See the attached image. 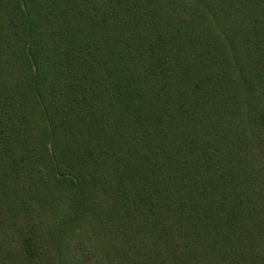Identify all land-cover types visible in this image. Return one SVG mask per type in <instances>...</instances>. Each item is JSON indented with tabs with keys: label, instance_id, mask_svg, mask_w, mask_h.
Wrapping results in <instances>:
<instances>
[{
	"label": "trees",
	"instance_id": "16d2710c",
	"mask_svg": "<svg viewBox=\"0 0 264 264\" xmlns=\"http://www.w3.org/2000/svg\"><path fill=\"white\" fill-rule=\"evenodd\" d=\"M0 264H264V0H0Z\"/></svg>",
	"mask_w": 264,
	"mask_h": 264
}]
</instances>
